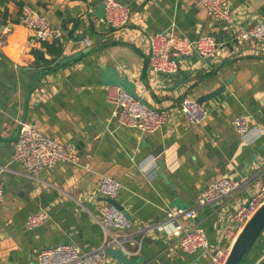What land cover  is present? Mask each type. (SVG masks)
Wrapping results in <instances>:
<instances>
[{
	"label": "crops",
	"instance_id": "crops-1",
	"mask_svg": "<svg viewBox=\"0 0 264 264\" xmlns=\"http://www.w3.org/2000/svg\"><path fill=\"white\" fill-rule=\"evenodd\" d=\"M104 1L5 0L0 7V181L5 189L0 264H38L40 250L61 243L83 252L104 246L107 264H211L202 252H182L175 231L203 229L212 251L230 248L242 231L232 217L259 189L264 171V46L240 42L238 32L211 20L198 0H117L131 11L128 25L119 30L98 16ZM24 6L62 31L53 47L61 48L60 57L50 55L19 23ZM231 12L234 24L246 28L264 21V0H231ZM163 32L192 40L213 35L219 52L210 60L177 59L173 76L155 74L147 62V41ZM35 49L44 57L36 58ZM111 87L168 112L170 122L147 135L117 128L110 123ZM221 87L224 92L204 104L207 120L199 126L185 123L182 101ZM240 115L249 116L254 130L246 138L233 127ZM20 121L59 143H72L80 163L25 176L13 161ZM103 176L122 186L117 202L132 223L126 231L105 233L98 224L106 202L97 190ZM222 177L241 181L240 190L198 208L201 192ZM193 208L196 218H185ZM41 210L48 215L46 224L27 230V218ZM170 213L178 223L169 221ZM259 260L264 264V235L243 264Z\"/></svg>",
	"mask_w": 264,
	"mask_h": 264
},
{
	"label": "built area",
	"instance_id": "built-area-1",
	"mask_svg": "<svg viewBox=\"0 0 264 264\" xmlns=\"http://www.w3.org/2000/svg\"><path fill=\"white\" fill-rule=\"evenodd\" d=\"M198 1L211 20L216 23H223L227 28L236 30L238 32L237 39L240 42L256 41L264 46V21L246 28L238 27L234 24L231 0ZM104 7L105 14L101 19L104 25L113 30H119L128 25L131 18L129 6L117 0H105ZM19 23L25 26L42 44H53L63 38L60 29L53 27L44 16L29 6L22 8ZM83 42L87 47L92 44L87 38ZM219 48L218 40L210 34H203L192 40L186 36H179L174 32L156 33L148 37L147 62L149 68L155 74L170 77L179 70L177 59L198 56L203 60H210L217 55ZM107 102L113 107L110 123L116 125L117 128L137 130L143 135H147L161 130L170 122L168 112L147 107L122 87L108 88ZM180 113L185 123L190 126L202 125L210 115V111L204 104L191 98H185L182 101ZM233 127L236 134L241 138H246L254 131L247 115L236 117L233 121ZM80 160L77 149L72 143H59L46 136L29 122H19L13 148V161L22 166L25 176L37 178L45 170L53 169L60 163L68 162L77 165ZM241 185V181L231 177H222L215 180L198 196V208L216 204L233 196L240 190ZM97 190L105 200L117 201L122 186L115 179L103 176ZM4 196V185L0 181V204L4 201ZM263 205L264 171L259 189L252 193L246 203L236 210L232 220L243 229ZM184 216L189 220L195 219L197 208L186 210ZM47 221L48 215L41 210L27 218L25 227L27 230H34L44 226ZM97 221L105 233H109L112 229L123 232L132 226L125 213L108 202L100 207ZM169 221L178 223L177 215L170 213ZM175 235L178 237V245L182 252L186 254L202 252L203 255L211 258V264H226L231 247L234 244L230 248H220L212 251L207 235L201 228L175 231ZM114 241L117 244L120 243L116 237H114ZM38 264H107V259L104 246L89 252H83L76 244L61 243L40 250ZM254 264H263V262L259 260Z\"/></svg>",
	"mask_w": 264,
	"mask_h": 264
},
{
	"label": "water",
	"instance_id": "water-1",
	"mask_svg": "<svg viewBox=\"0 0 264 264\" xmlns=\"http://www.w3.org/2000/svg\"><path fill=\"white\" fill-rule=\"evenodd\" d=\"M5 0H0V7H4ZM104 5L99 9L98 16L104 17ZM36 58L38 56L44 57L43 52L38 49L34 50ZM1 66V63H0ZM224 87H221L205 96H201L197 99L199 103L205 104L207 101H210L224 92ZM166 179V176L163 175ZM106 202L114 205L121 211H123L122 206L117 201L106 200ZM264 233V205L255 213V215L247 222L243 227L241 233L238 235L236 241L231 247L230 254L226 264H243L251 250L253 249L256 242Z\"/></svg>",
	"mask_w": 264,
	"mask_h": 264
},
{
	"label": "trees",
	"instance_id": "trees-1",
	"mask_svg": "<svg viewBox=\"0 0 264 264\" xmlns=\"http://www.w3.org/2000/svg\"><path fill=\"white\" fill-rule=\"evenodd\" d=\"M42 45L50 55L55 56L56 58L61 56L62 54L61 48H53L55 46V43L53 44L43 43ZM51 62L52 61H46V63L48 64Z\"/></svg>",
	"mask_w": 264,
	"mask_h": 264
}]
</instances>
